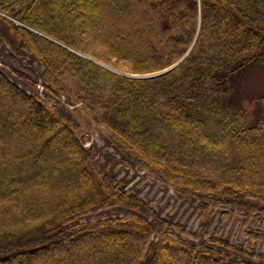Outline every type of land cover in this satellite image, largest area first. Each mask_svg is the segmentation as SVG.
<instances>
[{"label": "trees", "instance_id": "1", "mask_svg": "<svg viewBox=\"0 0 264 264\" xmlns=\"http://www.w3.org/2000/svg\"><path fill=\"white\" fill-rule=\"evenodd\" d=\"M261 69L264 0H0V264H264L209 232L264 221V95L241 86ZM116 165L203 221L161 217Z\"/></svg>", "mask_w": 264, "mask_h": 264}, {"label": "rangeland", "instance_id": "2", "mask_svg": "<svg viewBox=\"0 0 264 264\" xmlns=\"http://www.w3.org/2000/svg\"><path fill=\"white\" fill-rule=\"evenodd\" d=\"M99 66L103 67L106 70L115 72L116 74H124L125 76L131 77V78H138L140 75H127L125 73H120L117 71L112 70L111 68L107 67L106 65H103L101 63H96ZM149 76V75H148ZM144 77V76H142ZM243 90H246V93L248 97H260L261 95H264V69L261 70H254L249 73H247L243 78ZM38 95L42 98L43 97V88L37 87ZM49 105H56V106H65L68 110L72 111L73 109H78L80 105H74V106H67L64 104L63 99L61 96H53L50 97L48 100ZM79 115L82 116L81 111L79 112ZM80 127L78 128V132L80 136H83L86 138L85 144H90L91 141L93 143H97V145L102 146V142L99 139L98 130L94 127V125L87 121V118L85 120L78 119ZM109 151V150H108ZM117 158L116 156H114ZM99 162H103V159L101 157L97 158ZM114 170H118V178L124 177V174L126 175L125 178H129L132 184H135V188L139 191L138 197L144 199V200H150L151 205L154 207V209H157L162 207L164 203H168V208L165 210H162L160 212L161 217H164L165 212H168L169 214H172L173 212L177 211V215L175 217V220L179 221V223H186V230H195L198 227V224L201 223L204 219L203 215H198L196 213H190V209H188L184 215H180L182 213V209H178V203H174L171 196H173V193L171 191H167V193H164L162 190V186L158 183H152L151 180L143 175L142 170H131L127 169L120 170V166L116 165ZM141 175V176H140ZM87 177L89 178V175L82 173L79 171L77 180H80L82 182L87 183ZM91 181V177L89 179ZM93 181V179H92ZM65 183V182H64ZM90 183V182H89ZM66 188L77 186V181L74 182V179H70L65 183ZM98 192H101L100 189H98ZM220 210H226L225 208H221ZM209 232H211L213 235H220L222 237H227L228 241L236 246V245H243L246 247L247 251L256 252L258 250L264 249V243L255 240L250 239L247 232H255V233H261L264 234V221H261V217L256 216L253 219L249 221H241L240 215H219L216 213L210 223Z\"/></svg>", "mask_w": 264, "mask_h": 264}, {"label": "water", "instance_id": "3", "mask_svg": "<svg viewBox=\"0 0 264 264\" xmlns=\"http://www.w3.org/2000/svg\"><path fill=\"white\" fill-rule=\"evenodd\" d=\"M162 72H164V71H162ZM162 72H161V73H162ZM158 74H160V73H158ZM149 76H155V75H149ZM149 76H148V77H149Z\"/></svg>", "mask_w": 264, "mask_h": 264}, {"label": "built area", "instance_id": "4", "mask_svg": "<svg viewBox=\"0 0 264 264\" xmlns=\"http://www.w3.org/2000/svg\"><path fill=\"white\" fill-rule=\"evenodd\" d=\"M39 87V86H38Z\"/></svg>", "mask_w": 264, "mask_h": 264}]
</instances>
